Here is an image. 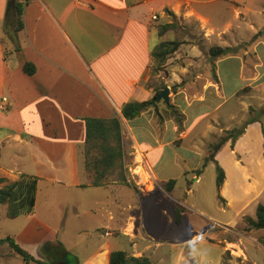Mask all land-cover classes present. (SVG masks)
<instances>
[{"label":"rangeland","instance_id":"rangeland-1","mask_svg":"<svg viewBox=\"0 0 264 264\" xmlns=\"http://www.w3.org/2000/svg\"><path fill=\"white\" fill-rule=\"evenodd\" d=\"M197 1L196 8L211 18L215 30L211 23L204 24L197 16L189 18L197 10L188 0H185L179 16L169 9L156 15L153 32L159 33L160 43L177 41L181 46L164 62L152 57L140 84L147 95L143 101L148 106L138 119L130 122V125L137 124L135 136L161 140L165 147L162 168L149 163V158L143 155V167L137 170L139 176L132 177L129 167L134 164L137 149L127 122L120 118L127 179L138 185L141 177L139 186L145 193H152L146 195L143 211L139 201L135 205L137 201L132 194L123 200L132 204L129 213L135 218L128 231H135L144 238L153 236L168 240L160 249L152 242L154 257L158 261H167V264H174L179 254L186 259L193 258L195 262L192 260L191 264H264V229L246 230L249 225L245 221V217H255L257 204L264 202V168L256 148L259 143L251 141L250 136L242 138L240 152L231 156L227 164L229 206L224 205L217 189L218 163L206 162L228 131L245 129L252 119H260L264 130V65L256 68L258 63H264V54L261 59L253 55L254 49L264 50V0ZM239 10L241 12H237ZM168 24L166 32L161 34L162 28ZM0 30L6 40L3 28ZM152 41L157 44L155 33ZM214 47H229L231 51L226 55L212 56ZM215 63L221 65L228 100L220 110H215L221 103L216 92L205 91L208 80H218L214 75ZM257 70L261 78L254 82L256 75L258 77ZM165 87L170 90L169 103L163 99L157 101L158 96L155 98V94ZM246 147H255L252 156H243L241 152ZM238 158L243 159V165L236 164ZM147 169H150L151 176ZM200 170L201 179L194 182ZM46 174L50 176L48 172ZM120 179L118 169L104 182L106 185L122 183ZM170 179L177 181L173 193L165 186V181ZM39 182L38 207L26 228L27 218H10L7 205H0V264H60L63 246L70 251L67 258L71 264H89L91 259L96 263V258L107 245L112 250L131 252L128 237L122 231L125 226L122 216L117 214L114 221L108 219V209H119L116 203L105 198L110 191L95 186L88 190H69L65 186L51 187ZM154 195L162 197L161 205L166 208L170 206L171 197L180 200L184 207L176 204L170 207L171 210L174 208L173 212L160 216L153 202ZM62 206L66 208L64 211ZM179 206L184 215L178 224L175 209ZM123 207L126 206L122 205L121 209ZM23 227L27 231L21 234ZM10 236L17 243V239L22 244L28 243L26 248L34 255L18 244L36 261L24 260L9 243ZM27 236L32 240L27 241ZM38 239L53 241L42 248L32 246ZM59 243L62 247L56 245Z\"/></svg>","mask_w":264,"mask_h":264},{"label":"crops","instance_id":"crops-1","mask_svg":"<svg viewBox=\"0 0 264 264\" xmlns=\"http://www.w3.org/2000/svg\"><path fill=\"white\" fill-rule=\"evenodd\" d=\"M11 1L13 0H0V28L4 27L8 4ZM15 1L22 3L23 7V27L18 30V24L16 25L20 48L16 49L8 37L4 40L0 30V106L2 99L7 98L9 107L8 111H2L0 108V177H6L10 181L18 180L21 175L38 178L33 212L17 217L27 218L26 228L33 220L35 209L38 207L39 181L51 187L65 186L69 190H88L93 186L85 165L86 117L109 119L117 116L125 120L135 142L136 155H146L149 163L162 168L165 147L161 140L135 136L137 124L130 125V122L124 119L122 108L128 102L143 101L147 97L140 84L152 63V48L161 42L159 33L153 32V20L157 14H162L168 9L175 16H179L185 0ZM189 2L194 6L199 3L197 0H188ZM196 10L197 15L192 13L189 18L191 15L197 16L200 22L212 24L209 16L197 8ZM213 28L215 30L214 26ZM154 33L157 36V44L152 41ZM230 51L231 49L223 55ZM262 54L264 50L260 52L254 49L255 58L261 59ZM26 63L35 66L32 75L24 71ZM263 65L264 63H258L256 68ZM220 67V64L215 63L214 75L218 80H208L205 89L216 92L221 100L215 110L223 108L228 101L225 98L226 86L222 83ZM257 73L258 77L256 75L254 82L261 78L259 70ZM241 75L245 81L246 77L242 71ZM243 88L237 91L235 96ZM218 120L222 121V118L218 116ZM246 136L259 143L256 148L264 168L263 123L257 119L244 129L234 146L231 140L225 142L212 160L225 172L223 186L218 190L224 205L231 204L226 197L227 164L229 165L231 156L240 152L239 142ZM254 149L255 147H246L241 153L244 157H249L253 155ZM236 164L243 165V159L238 158ZM46 172L50 176H47ZM200 179L198 174L194 182ZM139 184L134 188L112 182L98 188L110 191V195L105 198H109L119 207L117 210L113 207L108 209L107 214L109 221H114L119 214L125 222L122 231L128 237L131 251L125 252L129 256L148 257L152 264H167V261H158L154 257L152 242H155V248L160 249L169 242L168 240L153 236L144 238L135 231H128L135 218L129 213L132 204L123 200L132 194L137 201L135 205L139 201L143 211L146 195L152 194L145 193ZM154 196L153 202L160 216L169 214V211L173 212L174 208L171 210L170 207L176 204L183 206L180 200L171 197L170 206L166 208L161 205L162 197ZM122 205L126 206L128 211L126 207L121 209ZM62 209L64 211L66 208L62 206ZM182 214L184 215V212ZM25 228H22L21 234L27 231ZM106 233L112 236V233ZM31 240L30 236H27V241ZM17 241L27 252H31L26 248L28 243L22 244L19 239ZM52 241L38 239L31 245L42 248ZM56 245L62 247L60 243ZM63 248V253L69 257L70 251L64 246ZM104 249L96 258V263L91 259L89 264H109L110 254L119 251L112 250L110 245ZM192 260L195 262L193 258L186 259L179 254L174 264H191Z\"/></svg>","mask_w":264,"mask_h":264},{"label":"trees","instance_id":"trees-1","mask_svg":"<svg viewBox=\"0 0 264 264\" xmlns=\"http://www.w3.org/2000/svg\"><path fill=\"white\" fill-rule=\"evenodd\" d=\"M17 11V28L21 30L23 23L21 16L23 12L22 3H16ZM170 24L162 28L161 34L165 33ZM181 46L180 42L167 41L162 42L156 49L152 51V57L159 62H164L165 59L175 53ZM228 48L214 47L211 49V54L214 56L223 55ZM24 71L32 75L35 72V66L31 63L24 65ZM160 93L155 94V98ZM148 103L145 101H131L126 103L122 108V116L128 122H133L138 119L142 112L146 110ZM86 125V141H85V165L86 170L93 177L92 185L95 187L105 186V179L113 171L119 169L121 182L127 186L137 188L130 180L127 179L125 172L127 166L125 163L126 149L123 138L121 120L117 116L109 119L99 117H86L84 119ZM251 120L248 123H252ZM228 135L222 139L214 150L212 158L207 157L206 162L212 161L219 148L228 140L232 141V146L236 140L243 134L244 128L233 129L228 131ZM205 166V165H204ZM126 170V171H125ZM202 170L199 171V174ZM217 189L220 190L225 180L224 170L217 165ZM177 181L170 179L165 186L168 191H173ZM2 185V186H1ZM38 190V178L35 176L21 175L16 181H9L6 177H0V205H7V216L17 218L19 216L30 214L33 212L36 205V197ZM222 198V197H221ZM224 202V200L222 199ZM183 209L176 207V222L179 224L182 220ZM248 223L246 230L264 229V204H259L256 209V217H245ZM9 243L14 250L19 253L24 260L36 261L34 257L28 254L14 239L10 238ZM109 264H152L148 257L129 256L125 251H113L110 254Z\"/></svg>","mask_w":264,"mask_h":264},{"label":"water","instance_id":"water-1","mask_svg":"<svg viewBox=\"0 0 264 264\" xmlns=\"http://www.w3.org/2000/svg\"><path fill=\"white\" fill-rule=\"evenodd\" d=\"M17 19L18 17L16 11V1L13 0L8 4L7 18L3 27V32L16 49L20 48V41L18 37V32L16 30ZM169 93H170L169 88L165 87L160 92L156 100L160 101L163 99L165 103H169ZM60 264H71V262L67 261V262H62Z\"/></svg>","mask_w":264,"mask_h":264},{"label":"built area","instance_id":"built-area-1","mask_svg":"<svg viewBox=\"0 0 264 264\" xmlns=\"http://www.w3.org/2000/svg\"><path fill=\"white\" fill-rule=\"evenodd\" d=\"M7 101H8L7 98H3L2 99L1 106H0L2 111H8L9 107L7 106ZM136 156L137 157L135 158V161H133L134 164L130 165V167H129V172L131 173L133 178H135V177L137 178L139 176V173H138L137 169L140 168V167L142 168L143 164H144V162H143L144 159L141 158V157H143V155L139 153ZM138 158H140L139 161H138ZM134 166H135V168L133 169ZM146 171H147L148 175L151 176L150 173H149V172H151L150 169H148Z\"/></svg>","mask_w":264,"mask_h":264},{"label":"flooded vegetation","instance_id":"flooded-vegetation-1","mask_svg":"<svg viewBox=\"0 0 264 264\" xmlns=\"http://www.w3.org/2000/svg\"><path fill=\"white\" fill-rule=\"evenodd\" d=\"M61 255V261L62 262H67V261H69L68 260V258L66 257V255L62 252V254H60Z\"/></svg>","mask_w":264,"mask_h":264},{"label":"clouds","instance_id":"clouds-1","mask_svg":"<svg viewBox=\"0 0 264 264\" xmlns=\"http://www.w3.org/2000/svg\"><path fill=\"white\" fill-rule=\"evenodd\" d=\"M201 237L203 236L202 234H199Z\"/></svg>","mask_w":264,"mask_h":264},{"label":"bare ground","instance_id":"bare-ground-1","mask_svg":"<svg viewBox=\"0 0 264 264\" xmlns=\"http://www.w3.org/2000/svg\"><path fill=\"white\" fill-rule=\"evenodd\" d=\"M138 170V169H137Z\"/></svg>","mask_w":264,"mask_h":264}]
</instances>
